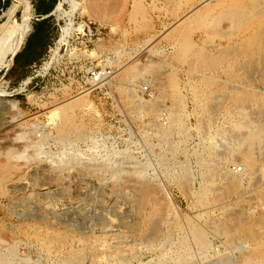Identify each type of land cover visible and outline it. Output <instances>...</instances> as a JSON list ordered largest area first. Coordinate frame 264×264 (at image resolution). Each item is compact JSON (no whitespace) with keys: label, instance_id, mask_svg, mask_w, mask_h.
Returning <instances> with one entry per match:
<instances>
[{"label":"rangeland","instance_id":"1","mask_svg":"<svg viewBox=\"0 0 264 264\" xmlns=\"http://www.w3.org/2000/svg\"><path fill=\"white\" fill-rule=\"evenodd\" d=\"M129 1L99 25L57 0L21 79L5 73L32 0L0 12V53L18 35L0 56V264H264V0ZM78 65L109 79L90 89Z\"/></svg>","mask_w":264,"mask_h":264},{"label":"trees","instance_id":"2","mask_svg":"<svg viewBox=\"0 0 264 264\" xmlns=\"http://www.w3.org/2000/svg\"><path fill=\"white\" fill-rule=\"evenodd\" d=\"M56 1L57 0H32L34 11L37 13L39 20L33 25V31L26 36L21 49L17 50L13 55L12 65L7 69L5 74H10V72L14 70L16 64L28 65L34 60H37L40 53H42V44L43 46L46 45V41L50 40V37L55 35L57 26L54 23L53 14L50 13V11L53 9ZM9 2L10 0H0V12L8 6ZM44 14L47 15L43 16ZM25 48L26 50H24Z\"/></svg>","mask_w":264,"mask_h":264},{"label":"crops","instance_id":"3","mask_svg":"<svg viewBox=\"0 0 264 264\" xmlns=\"http://www.w3.org/2000/svg\"><path fill=\"white\" fill-rule=\"evenodd\" d=\"M129 2H130L129 0H84V5L86 8V12L88 14V18L91 21L97 22V24H99V25H107V24L111 23L114 19H117L121 15H123V13L125 12V10L128 7ZM29 8H30V6L28 7V10H29ZM45 15H47V14H44L43 16H45ZM36 16H37V13H36ZM38 20H39L38 16L34 20H32L31 28H30L29 32L27 33V35L33 31V25L36 24V22H38ZM28 28H29V20H28L27 24H25L23 30L20 33V36H19V39L17 41L13 55L15 54V52L17 50L21 49V47L23 46L24 42H23L22 46L19 48V46L23 40V36H24V34ZM26 36H25V38H26ZM51 38L52 37H50V40L46 41L47 42L46 45L43 46V44H42V47H41L42 53H40V56H38L37 60H34L32 63H30L28 65H22V64L21 65L20 64L15 65L14 70L15 69L17 70V77L18 78L21 79L22 75L27 72V68L30 67L31 65L35 64L36 62H38L43 57V54L48 49L50 42H52ZM26 48L24 50H26ZM43 48H44V51H43ZM24 50H23V52H24Z\"/></svg>","mask_w":264,"mask_h":264},{"label":"built area","instance_id":"4","mask_svg":"<svg viewBox=\"0 0 264 264\" xmlns=\"http://www.w3.org/2000/svg\"><path fill=\"white\" fill-rule=\"evenodd\" d=\"M74 64L71 67V70L74 68ZM110 68L105 66H84L78 65L76 67V72L73 74H78L77 81L79 83H83L84 85H88L90 89H94L96 87L104 86L109 79ZM112 72V71H111ZM141 89L143 91H148V84L143 83L141 85ZM39 135V133H38ZM235 170H240V165H233L232 167ZM262 172H264V166L262 168Z\"/></svg>","mask_w":264,"mask_h":264},{"label":"bare ground","instance_id":"5","mask_svg":"<svg viewBox=\"0 0 264 264\" xmlns=\"http://www.w3.org/2000/svg\"><path fill=\"white\" fill-rule=\"evenodd\" d=\"M207 1V0H206ZM205 2V1H204ZM245 3H246V1H245ZM248 3V2H247ZM246 10H247V8H246ZM5 14V13H4ZM7 14V13H6ZM248 14V13H247ZM12 15V14H11ZM264 16V15H263ZM74 22V21H73ZM72 26H73V24H72ZM262 27V26H261ZM9 28V27H8ZM261 30V29H260ZM8 31V30H7ZM64 31V30H63ZM15 31H13L12 29L10 30V32L8 33L9 34V36H11V41L10 42H8V44L5 46V48H3L2 49V52L0 53V56L2 55V56H4L13 46H14V44H15V42H16V37L18 36L17 34H16V32H15V35L13 34ZM262 32V31H261ZM264 32V31H263ZM5 40V39H4ZM7 41V40H6ZM6 43V42H5ZM260 116V115H259ZM263 116V115H262ZM257 118H259V117H257ZM261 118V117H260ZM261 119H263L264 120V118H261ZM245 121V120H244ZM252 121H257V119L255 120V119H253ZM258 121L260 122V120L258 119ZM262 121V120H261ZM67 123V122H66ZM236 126L237 127H242V126H245L247 129H249V127H251V126H249V124H241V123H237L236 124ZM250 131V137L252 138V141L254 140V139H261V138H263L264 137V124H252V127H251V130H249ZM213 133V132H212ZM209 134V133H208ZM214 134V133H213ZM208 137V136H207ZM209 137H211V135L209 136ZM239 138V137H238ZM264 139V138H263ZM211 140V139H210ZM247 142H249V141H247ZM246 142V143H247ZM264 142V141H263ZM212 145H214V143L212 144ZM246 147V146H245ZM243 148L244 147H242V151H243ZM237 152H235V154H236ZM208 157H210L209 155H208ZM249 158V157H248ZM247 157H246V159H242L243 161V163L245 164V166H246V170H249V168H251V166H250V164H251V160L250 159H248ZM197 161V160H196ZM198 161H200V159L198 160ZM198 163V162H197ZM199 166V165H198ZM191 167V166H190ZM200 167V166H199ZM192 168V167H191ZM213 175V174H212ZM212 181V180H211ZM210 181V182H211ZM212 183V182H211ZM210 184V183H209ZM263 190V189H262ZM199 191V190H198ZM203 191H204V189H203ZM203 191H201V192H203ZM264 191V190H263ZM195 193V192H194ZM204 193V192H203ZM203 193H202V195H203ZM199 194V193H198ZM197 194V195H198ZM199 196V195H198ZM203 196H205V193H204V195ZM199 198H200V196H199ZM198 198V200H200V202H201V200L204 198H200L199 199ZM196 200V199H195ZM203 201H205V200H203ZM201 203H203V202H201ZM258 220V219H257ZM262 252V251H261ZM261 252H259V253H261Z\"/></svg>","mask_w":264,"mask_h":264},{"label":"water","instance_id":"6","mask_svg":"<svg viewBox=\"0 0 264 264\" xmlns=\"http://www.w3.org/2000/svg\"><path fill=\"white\" fill-rule=\"evenodd\" d=\"M53 9H54V7H53ZM53 9L50 11V13H53ZM50 13H49V14H50ZM45 16H46V15H45Z\"/></svg>","mask_w":264,"mask_h":264}]
</instances>
